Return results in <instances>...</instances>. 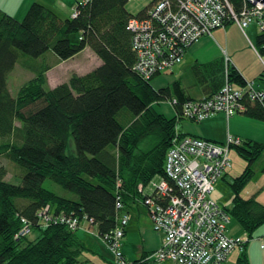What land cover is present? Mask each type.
<instances>
[{"label": "trees", "instance_id": "trees-1", "mask_svg": "<svg viewBox=\"0 0 264 264\" xmlns=\"http://www.w3.org/2000/svg\"><path fill=\"white\" fill-rule=\"evenodd\" d=\"M128 1L88 0L78 4L75 18L34 3L19 20L0 7V156L14 164L16 178H22L21 183L7 180L8 170L0 165V264L87 261L83 258L87 247L77 231L60 221L46 226L39 212L50 205L55 218L62 213L88 216L99 235L110 233L119 212L117 193L126 205L132 195L140 194L139 184L165 175V159L176 131L186 135L177 127L187 119L184 104L220 91L226 70L230 82L247 85L241 72L223 60L195 65L172 85L156 89L152 80L174 72L177 65L151 79L137 71L138 55L128 24L134 17H144L148 9L134 15L127 8ZM231 2L237 12L244 7V0ZM75 33L77 40L72 37ZM254 45L264 55V32ZM87 47L102 63L47 88V72ZM18 63L34 77L13 95L9 76ZM188 76L207 93L204 97L189 94L184 83L190 82ZM259 80L264 82V73ZM174 100V117L157 111L156 105ZM243 102L246 115L264 120V101ZM70 137L73 153L67 152ZM148 141L149 147L143 148ZM237 150L247 166L230 181L233 199L224 209L247 234L240 259L245 264L246 245L264 225V205L242 193L254 175L253 165L264 152V143L246 142ZM47 179L61 186L63 193L47 188ZM23 218L36 232L34 239L20 234Z\"/></svg>", "mask_w": 264, "mask_h": 264}, {"label": "built area", "instance_id": "built-area-1", "mask_svg": "<svg viewBox=\"0 0 264 264\" xmlns=\"http://www.w3.org/2000/svg\"><path fill=\"white\" fill-rule=\"evenodd\" d=\"M77 15L76 9L72 17ZM231 21L244 31L254 24L259 32H264V3L244 0V7L237 12L231 0H152L147 14L132 18L128 24L138 55L137 71L151 79L160 72L173 69L183 62L188 47L203 36H212L215 29L225 28ZM226 73V83L220 91L184 104L183 114L187 119L202 121L220 112L231 117L245 111L243 100L246 97L264 101V90L255 88L253 83L238 86L229 81L227 70ZM239 144L240 140L233 136H229L226 143H218L176 131L166 155L165 175H157L146 185H138L153 228L164 234L163 245L149 254L145 258L147 261L224 264L235 249L243 251L246 240L228 234L231 216L212 198L215 184L232 166L230 151ZM122 199L118 192L116 227L100 236L112 253L110 264H135L123 251L130 215L125 211ZM39 215L46 226L60 221L72 231L84 227L85 223H94L88 216L80 218L62 213L55 218L50 205ZM22 222L20 234H30V223L25 218ZM262 242L264 248V235ZM77 264L88 263L79 261Z\"/></svg>", "mask_w": 264, "mask_h": 264}, {"label": "crops", "instance_id": "crops-1", "mask_svg": "<svg viewBox=\"0 0 264 264\" xmlns=\"http://www.w3.org/2000/svg\"><path fill=\"white\" fill-rule=\"evenodd\" d=\"M83 1L85 0H0V7L19 20H22L25 17L29 8L34 3L44 4L45 6L54 9L61 16L69 17L72 16L76 11L78 4ZM235 25L237 24L235 23ZM251 26L252 25H250L245 31L242 30L238 25H227L225 28L220 27L214 30L212 36H203L199 41L193 43L186 50L183 62L177 65L182 68V73L179 74L178 79L184 76L187 72H190V70L195 65L205 66L207 64L223 60L227 62L228 57L230 65L235 66L241 72L244 78L248 81L247 83H253V86L255 88L264 90V82L259 80L262 71L257 72V68L255 71H250L248 67L242 64V61L239 57V46L236 42V39L238 37L240 38L241 43L250 44V41L252 43L251 45L254 47L253 36L258 35H256L255 33L253 34L256 26ZM88 49L90 48L87 47L84 50L87 51ZM242 49L248 50L250 52L248 48ZM89 53H91L90 55H92L91 60L94 62L97 61V66H99L102 63L100 58L91 49ZM79 55L72 59H76ZM255 55L260 61V64L258 65H262V67H264V61H262L263 59L261 55L258 54L256 49ZM60 64H62V62ZM50 71H53V69H51ZM75 72L77 73L78 69ZM48 73L49 71L47 72V74ZM190 81L192 82V87H185L188 88L189 94H191L193 98H202L207 94L202 88L195 86V80L190 79ZM52 86L55 87L57 85ZM245 99L251 100L248 97H246ZM194 121L195 123L193 122V120L186 122H183L181 120L180 123H183L182 129H180L181 132L187 135L201 137L218 143H226L229 139V136H233L240 140V144L234 145L232 149H237V147L244 146L246 142L264 143V120L253 118L246 115L244 112L236 113L231 117H228L225 113L220 112L202 121ZM232 149L230 151V158ZM232 166L226 171L225 175L218 181L217 184H219V182L222 180L228 181L230 178H232ZM228 183H230V181H228ZM148 189L149 188L147 187V193L150 192ZM142 198L143 196L141 194H138L136 196L132 195L127 201L125 207V211H127L130 215V220L126 227L125 236L123 238V251L125 255L132 262H137L136 264H177L171 260L147 261L145 259L149 254L161 248L164 242V234L161 232H157L153 228V223L150 218L148 208H146V206L142 203ZM232 199L233 192L232 195L229 196V202L227 205L221 203V201L217 200V198L216 202L219 203L222 207H225L231 205ZM87 225L85 224L84 228L82 229L86 230ZM229 225L231 224L229 223ZM229 225L227 232L230 236L241 237L247 240V234L244 232L242 227L240 228L237 225L234 230L232 229V231H230ZM263 235L264 225L258 231H256L254 237L246 245L245 253L247 255V263L245 264H264V248H262L261 246L263 243ZM84 243L90 253L97 255V253L94 251L95 249L93 248V246L87 244V242L85 241ZM241 256L242 253L240 249L237 248L229 255L225 264H242L240 262ZM112 258V255L110 258H107L101 254H98V258L87 257V262L88 264H110Z\"/></svg>", "mask_w": 264, "mask_h": 264}, {"label": "rangeland", "instance_id": "rangeland-1", "mask_svg": "<svg viewBox=\"0 0 264 264\" xmlns=\"http://www.w3.org/2000/svg\"><path fill=\"white\" fill-rule=\"evenodd\" d=\"M151 2H152V0H129L127 3V8L132 14L137 15L141 11L149 9ZM230 25L231 26L232 25L237 26V25H235V23H232ZM252 26H256V25H252ZM254 33L256 35L260 34L257 27H255V31L253 32V34ZM72 37H73V39L77 40L79 37V34L75 33V34H73ZM256 37L257 36H253L254 43L256 42V39H257ZM236 42H237V45L239 46V57L242 61V64L244 66L248 67L250 71H255L257 68V70H256L257 72L262 71L264 73V67H262V65H258V64H260L259 63L260 61L258 60L257 56L255 55V49H254L255 45L253 47L251 45L252 43L250 41H249L250 44L241 43L239 37L236 39ZM242 48H248L251 53L248 50H243ZM89 52H90V49H88L87 51L83 50L77 54V55H79V54L80 55L76 59H72V58L76 57L77 55L68 59L70 61L66 60V61L62 62V64H59L58 66L53 68V71H49V73L47 74V80H48L47 88L53 87L52 85H59L60 83L69 81L71 76L76 73L75 71L77 69H78L77 73H87V72L93 70L94 68H96L97 67V61L94 62L91 60L92 55H90L91 53H89ZM89 57H90V59H89ZM261 57L263 59L262 61H264V55H261ZM180 68H181L180 66H176L173 73H166V74L157 76L155 79L152 80V85L156 89H160V88H164V87H167L169 85H172L173 82L176 80V78L178 79L179 74L182 73V68H181V71H180ZM262 72H261V74H262ZM33 77H34V73L32 71L22 67V65H20L18 63L15 66L13 72L9 76V87H10L12 94L17 95L20 87L24 83L29 82ZM190 78H191L190 76L187 77V79H190ZM184 83L188 87H189V85L192 84L191 81L190 82L185 81ZM173 104H174L173 101H170V102L164 101V102L156 105V109L160 113H163L165 116L171 118V117H174L176 114V111H175ZM182 121L183 122L191 121V119H184ZM193 122L195 123L194 120H193ZM18 124H19V122H18ZM182 124H183L182 122L178 123L177 127L179 129H182ZM148 145H149V141L142 144V147L146 148ZM74 151H75L74 140H73V137H70L67 152L73 153ZM231 162L233 165L231 168L232 178H230L228 181H231L234 177L240 175L245 170V168L247 166L246 159L241 154H239L237 149H232ZM0 165H4L8 170V175L6 176L7 180L12 181L13 183H21V181H22L21 176L18 179L16 178L17 170H16L14 164H12L5 157L0 156ZM263 168H264V152L257 158V160L255 161V163L253 165L254 175L250 178L248 183L245 185V187L243 189V195L248 197V198L255 196V198L261 204L264 205V172H263ZM228 181L222 180L219 182V184H217L218 183L217 182L215 184L214 190L212 192V198L214 200H216V198H217V200L221 201V203H223L224 205L228 204L229 196L232 195L231 186L229 185ZM44 185L47 188H49L53 191L59 192V193H63V191H64L61 186L53 183L50 179H47V181H45ZM85 224L87 225V223H85ZM230 224H231V225H229L230 231H232V229L234 230V228L237 225L241 228L239 223L234 219L231 220ZM82 228H84V227H82ZM82 228H80V229H82ZM80 229L76 230L77 236L80 239L82 238L81 240L83 242L85 241V242H87V244L93 246V248L95 249L94 251L97 253V255H94V254L90 253L87 250L88 249L87 248L83 254L84 259L88 260L87 257L98 258V254H101L107 258L111 257L112 254H111L109 248L107 247V245L101 239V236L97 232V227L95 225L89 224V225H87L86 230H84V229L80 230ZM35 236H36V232H34V230L31 231V233L29 234V237L31 239H34ZM85 262L88 263L87 261H85Z\"/></svg>", "mask_w": 264, "mask_h": 264}, {"label": "water", "instance_id": "water-1", "mask_svg": "<svg viewBox=\"0 0 264 264\" xmlns=\"http://www.w3.org/2000/svg\"><path fill=\"white\" fill-rule=\"evenodd\" d=\"M250 1H252L253 3H256V2H258V1H261V2L264 3V0H250Z\"/></svg>", "mask_w": 264, "mask_h": 264}]
</instances>
